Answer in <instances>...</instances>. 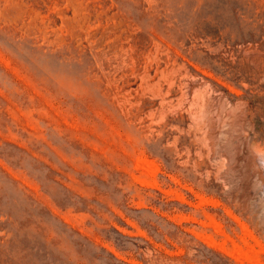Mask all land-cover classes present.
I'll return each mask as SVG.
<instances>
[{
  "label": "rangeland",
  "instance_id": "374dc122",
  "mask_svg": "<svg viewBox=\"0 0 264 264\" xmlns=\"http://www.w3.org/2000/svg\"><path fill=\"white\" fill-rule=\"evenodd\" d=\"M263 146L264 0H0V264H264Z\"/></svg>",
  "mask_w": 264,
  "mask_h": 264
},
{
  "label": "bare ground",
  "instance_id": "6f19581e",
  "mask_svg": "<svg viewBox=\"0 0 264 264\" xmlns=\"http://www.w3.org/2000/svg\"><path fill=\"white\" fill-rule=\"evenodd\" d=\"M207 86H208V85H207ZM202 90H203V89H202ZM199 93H200V92H199ZM196 94H197V93H196ZM196 94H195V95H196ZM200 94H201V93H200ZM201 95H202V94H201ZM193 96H194V95H193ZM197 96H199V95L197 94ZM197 98H200V96L197 97ZM197 98H196V99H197ZM203 99H204V98H203ZM205 99H206V98H205ZM205 99H204V101H205ZM201 100H202V97H201ZM199 101H200V100H199ZM202 101H203V100H202ZM204 101H203V102H204ZM197 103H198V102H197ZM204 103H205V102H204ZM198 106H200V105L198 104ZM191 107H192V106H191ZM191 107H190V108H191ZM194 107H195V106H194ZM199 108H201V107H199ZM202 108H203V106H202ZM202 108H201V111H202ZM231 110H232V108H231ZM231 110H230V111H231ZM234 110H235V109H234ZM199 111H200V109H199ZM232 111H233V110H232ZM232 111H231V115H229V117L233 115L232 113H234V112H232ZM200 114H201V113H200ZM195 115H196V113H195ZM202 115H203V114H202ZM227 115H228V113H227ZM229 117H228V118H229ZM194 118H195V116H194ZM226 120H227V119H226ZM228 120H229V119H228ZM233 120H234V119H233ZM234 122H235V121H234ZM226 126H227V125H226ZM263 147H264V146H263ZM263 147H262V148H263ZM258 148L260 149L261 147L258 146ZM258 148H257V149H258ZM263 149H264V148H263ZM263 149H262V150H263ZM253 150H254V149H253ZM258 151H260V150H258ZM261 153H262V152H261ZM253 154H254V153H253ZM263 155H264V154H263ZM263 155H262V156H263ZM254 156H255V155H253V161L256 163V166H257V167H260V165H259L260 162H258V160L256 159L257 156H255V157H254ZM257 158H258V157H257ZM247 159H248V160L250 159V153H247ZM248 160H246V161H248ZM260 160L264 163V158L260 157ZM249 161H251V160H249ZM252 165H253V164H252ZM261 169H262V168H261ZM252 172H253V171H252ZM254 173H255V172H254ZM252 174H253V173H252ZM250 176H251V175H250ZM253 177L256 178V180H257V178H258L259 176H257V174H254ZM260 177H261V176H260ZM251 178H252V176H251ZM253 180H254V179H253ZM250 182H255V181H250ZM252 184H253V183H252ZM254 184H255V183H254ZM257 185H258V187H259V191H260L261 196L264 198V177H263V176H262L260 179H258V183H257ZM252 186H253V185H252ZM252 190H253V189H252ZM252 190H251V191H252ZM252 192H253V191H252ZM252 192H251V193H252ZM256 193H257V192H256ZM260 194H259V195H260ZM250 195H251V194H250ZM252 195H253V193H252ZM252 195H251V196H252ZM255 198H256V197H255ZM242 200H243V199H242ZM256 201H257V200H256ZM258 201H259V200H258ZM260 206H261V205H260Z\"/></svg>",
  "mask_w": 264,
  "mask_h": 264
}]
</instances>
